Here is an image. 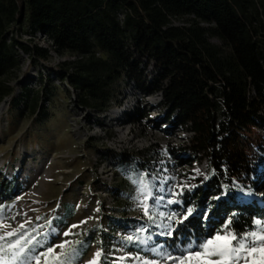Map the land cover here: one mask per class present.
Here are the masks:
<instances>
[{
	"label": "trees",
	"instance_id": "1",
	"mask_svg": "<svg viewBox=\"0 0 264 264\" xmlns=\"http://www.w3.org/2000/svg\"><path fill=\"white\" fill-rule=\"evenodd\" d=\"M21 31L33 38L41 32L50 49L23 41ZM51 49L74 57L60 63L57 78L72 87L79 107L98 116L110 110L117 82L136 81L145 66L152 68L140 92L162 96L166 121L192 135L187 161L207 164L206 177L195 182L200 186L183 197L187 218L149 249L160 243L162 252L176 256L226 228L238 237L255 228V207L237 200L235 186L251 171L250 142L263 137L264 0H0V101L13 92L8 80L20 70L21 56L44 64ZM30 93L26 106L34 99ZM37 108L36 98L31 111ZM137 108L131 124L149 117ZM151 149L139 154L149 156ZM128 158L122 153L118 160ZM90 240L41 264H62L73 250L78 264ZM30 249L25 253L35 255Z\"/></svg>",
	"mask_w": 264,
	"mask_h": 264
},
{
	"label": "rangeland",
	"instance_id": "2",
	"mask_svg": "<svg viewBox=\"0 0 264 264\" xmlns=\"http://www.w3.org/2000/svg\"><path fill=\"white\" fill-rule=\"evenodd\" d=\"M20 35L23 41L31 40L23 31ZM33 44L48 47L41 35L33 39ZM21 59L20 70L8 80L13 92L0 101V235L7 233L3 225L16 230L24 224L20 229L21 236L27 238L24 249L35 243L33 249L40 254V264L76 248L85 238H91L90 244L81 251L78 264H89L97 251L102 253L98 264L104 258L110 264H142L144 261L127 256L128 250L141 255L151 251L148 243L166 234L164 225L181 223L187 216L182 212L183 197L200 186L196 180L207 175L205 160L186 159L191 153L187 147L192 135L166 121L169 109L163 107L161 95L145 96L140 92L139 87L150 81L152 68L146 71L145 66L136 81L124 77L117 82L110 110L98 116L79 107L72 87L57 78L60 63L72 57L55 54L35 66L29 55ZM28 90L32 98L38 99L36 113L31 111L34 99L27 106L23 99ZM137 98L140 107L149 111L144 128L130 126V116L121 117L126 123L120 124V115L114 117L113 111L121 104L137 103ZM258 132L263 137L254 136L257 139L250 142L255 157L251 171L235 186L237 200H246L255 207V228L251 231L257 229V221L264 225V124ZM151 144L149 156L139 154ZM124 150L129 158L113 169L106 153L120 154L121 158ZM130 177H140L153 186L150 209L154 196L163 197L155 205L156 211L150 212L151 219L135 200L137 186ZM108 186L116 188V196L105 192ZM168 200L175 202L167 203ZM130 211L133 213H127ZM171 214L175 220H169ZM115 218L128 231L118 227L114 233L116 225H111ZM129 230L135 231V241H127ZM99 233L115 238L104 244L98 241ZM218 233L233 232L226 228ZM62 243H67L64 249L58 247ZM49 248L54 251L44 256ZM191 264L203 261L193 260Z\"/></svg>",
	"mask_w": 264,
	"mask_h": 264
},
{
	"label": "snow or ice",
	"instance_id": "3",
	"mask_svg": "<svg viewBox=\"0 0 264 264\" xmlns=\"http://www.w3.org/2000/svg\"><path fill=\"white\" fill-rule=\"evenodd\" d=\"M132 182L137 186V195L135 200L142 207L143 213L146 216H150V212H155V205L159 203L163 197H157L154 201V206L150 209L149 201L152 199V188L149 181L144 180L140 177H130ZM175 195V193H173ZM175 201L168 200L167 203H173ZM188 214H191V210H187ZM160 215H163L161 213ZM187 218L186 216L184 217ZM176 216L171 214L169 220H175ZM4 227H10V225H3ZM25 225L21 224L18 229L7 232L6 235H0V241L5 243L0 244V264H40V254H26L24 249V241L26 237L21 236L20 229L24 228ZM166 234L170 235L172 228L169 225H164ZM66 235L68 233H65ZM17 236L15 241L9 238ZM129 241L133 239L130 235L127 237ZM32 243V241H27ZM39 246V242H36ZM67 243H62L58 247L64 249ZM195 247L196 251L191 249ZM34 252V249L31 250ZM54 250L49 248L44 256L49 255ZM156 254L160 255L164 260H172L175 264H191V261H203V264H264V225H261L257 221V229L250 233L237 236L234 233H217L213 237L205 239L198 244L189 243L187 248L182 250L179 255L172 256L171 253L161 252L159 249H155ZM63 255V253H61ZM76 251L67 257L62 264H73L75 259ZM102 253L97 251L95 258L89 262V264H98L101 259ZM11 257V260H9ZM24 257L23 260L21 258ZM256 257H259L257 261ZM59 259V257H57ZM156 264V262H153Z\"/></svg>",
	"mask_w": 264,
	"mask_h": 264
},
{
	"label": "built area",
	"instance_id": "4",
	"mask_svg": "<svg viewBox=\"0 0 264 264\" xmlns=\"http://www.w3.org/2000/svg\"><path fill=\"white\" fill-rule=\"evenodd\" d=\"M39 35H41L43 38H44V42L45 43H47L48 44V47H44V48H49L50 49V44L46 41V39H45V36H44V34H42L41 32H39V33H37V35L34 37V38H36L37 36H39ZM27 36H30V35H27ZM31 37V36H30ZM33 37H31L30 39H34ZM58 55L56 52H54V50H52L51 49V57L53 56V55ZM58 57H61V56H59L58 55ZM74 59V57H72V59L71 60H73ZM162 97V96H161ZM136 102L137 103H133V104H131V103H129V104H121V105H119V110H121V112L119 113V115H120V117H119V122H120V124H122V125H125L124 123H126L125 122V119H123V120H121V117H127V116H132L133 114H135V111L138 109L137 107H140V105H141V101H140V99L139 98H137V100H136ZM138 102H139V104H138ZM127 119H128V124L130 125V126H134V127H139V128H144L143 126H145V124L146 123H144V120L145 119H148V118H145V119H143V120H141V121H139V122H135V123H133V124H131L130 122H129V120H130V117H127ZM152 146H153V144H151V146H149V148H152ZM148 148V149H149ZM148 149H146V150H148ZM142 150H144V149H142ZM145 151V150H144ZM125 152H127L126 150H124V153ZM141 152H143V151H141ZM140 152V153H141ZM123 153V152H122ZM106 155L107 156H109V157H106V158H108L111 162H112V164H111V167L113 168V169H118V167H119V165H120V160H118L119 158V155L120 154H113V153H106ZM143 157H145V156H143ZM108 190L107 191H105L106 193H108V194H112V195H114V193H115V190H116V188L114 189L113 187L111 188L110 186H108V188H107ZM157 197H159V196H154V198H153V200H152V205H154V201H155V199L157 198ZM159 205V204H158ZM133 213V212H132ZM131 214V213H130ZM130 218H133V217H130ZM113 221L115 222V224L114 225H111L112 227H114L115 225V227L113 228V231H114V233L116 232V230L117 229H122V230H124V231H128L126 228H124L122 225H119L118 223H116V221H118V220H116V218L115 219H113ZM114 222H112V223H114ZM168 225V224H167ZM175 225H177V224H175ZM175 225L173 226H171V228H172V231H171V233H173L175 230ZM119 227V228H118ZM174 228V229H173ZM129 231H131V236L133 237V239L131 240V241H133L134 239H135V231H132V230H129ZM164 233H162L160 236H159V238H166L167 236H170V235H163ZM97 237H99L98 238V241H100L101 243L103 242L104 244H108L109 242H111V241H113V239L115 238L114 237V235H109V234H107L106 236H104V237H100L99 235H97ZM127 241H129L128 239H127ZM163 245H161L160 243H158L156 246H154L153 248H152V250L151 251H149V252H147V253H145V254H143V255H141L139 252H136L135 250H133V249H130V250H128V252H127V256H131V257H133L134 259H138L139 261H144L142 264H150L151 262H149L148 260H146V259H151V260H155V262L156 263H159V264H167V262H165V261H162V260H159V256L160 255H157L156 254V251H155V249H159L161 252H162V249H163Z\"/></svg>",
	"mask_w": 264,
	"mask_h": 264
},
{
	"label": "bare ground",
	"instance_id": "5",
	"mask_svg": "<svg viewBox=\"0 0 264 264\" xmlns=\"http://www.w3.org/2000/svg\"><path fill=\"white\" fill-rule=\"evenodd\" d=\"M1 110H2V108H0V114H1ZM114 113V117H118L119 116V113L121 112V110H119V108H118V110H115V111H113ZM6 230H7V232H10V231H14V230H11L10 228H8V227H6Z\"/></svg>",
	"mask_w": 264,
	"mask_h": 264
},
{
	"label": "crops",
	"instance_id": "6",
	"mask_svg": "<svg viewBox=\"0 0 264 264\" xmlns=\"http://www.w3.org/2000/svg\"><path fill=\"white\" fill-rule=\"evenodd\" d=\"M154 226H157V225H154ZM150 232H152V231H150Z\"/></svg>",
	"mask_w": 264,
	"mask_h": 264
}]
</instances>
